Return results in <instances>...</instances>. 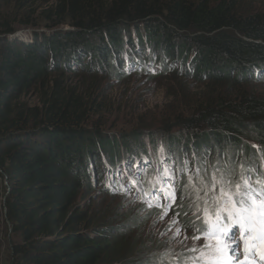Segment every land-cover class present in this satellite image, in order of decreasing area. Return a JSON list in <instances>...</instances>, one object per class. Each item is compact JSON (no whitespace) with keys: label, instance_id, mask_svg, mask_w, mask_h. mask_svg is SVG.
Returning <instances> with one entry per match:
<instances>
[{"label":"trees","instance_id":"trees-1","mask_svg":"<svg viewBox=\"0 0 264 264\" xmlns=\"http://www.w3.org/2000/svg\"><path fill=\"white\" fill-rule=\"evenodd\" d=\"M166 71L188 85L174 93L190 105L181 114L159 122L116 106L119 76L156 80ZM263 83L261 3L0 0V264H145L134 259L132 225L83 205L95 183L90 169H98L95 141L111 168L124 155L102 141L116 130L106 126L109 113L139 139L163 130V156L184 159V142L208 177L227 164L239 180L241 161L264 173V93L255 87ZM146 171L154 177L148 186L158 184L157 169ZM178 179L183 213L188 176Z\"/></svg>","mask_w":264,"mask_h":264},{"label":"snow or ice","instance_id":"snow-or-ice-1","mask_svg":"<svg viewBox=\"0 0 264 264\" xmlns=\"http://www.w3.org/2000/svg\"><path fill=\"white\" fill-rule=\"evenodd\" d=\"M253 147L259 148L258 145ZM192 160H198L195 152L191 159L185 152L180 163L171 155L161 160L158 184H153L147 192H143L140 187L143 171L139 175L135 174V170L141 167L139 164L134 168L129 166L133 170L127 172L131 177L127 184L123 182L124 172L117 171V180L114 183L111 182V173H106L105 186L111 187L115 192L118 190L116 185L119 184L129 195L135 192L137 200L143 192L148 207L160 209L159 221L175 217L167 226V231L171 232L173 225L181 223V215L188 216V212L181 213L176 204L177 184L181 183L178 175H187L188 181L181 184V199L188 200L189 208L193 210V219L187 220L182 228L178 227L173 236V239H177L179 233L183 232V240L187 241L188 229L193 232L192 246L185 244V247L194 255L186 258L183 264H257V258L260 264H264V173L258 174V178L254 180L251 175L244 173L256 172L255 166H246L241 161L238 165L241 173L239 180L234 178L235 169L227 164L223 167L213 165L214 171L208 177L206 169L199 164L193 165ZM204 163H207L206 159ZM202 172L205 174L202 175ZM152 199L157 201L155 205L152 204ZM174 208L177 210L173 211ZM234 228L238 229V236L233 232ZM201 240H206L207 243L197 246L196 242Z\"/></svg>","mask_w":264,"mask_h":264},{"label":"rangeland","instance_id":"rangeland-1","mask_svg":"<svg viewBox=\"0 0 264 264\" xmlns=\"http://www.w3.org/2000/svg\"><path fill=\"white\" fill-rule=\"evenodd\" d=\"M250 1L264 4V0ZM42 30L45 31L46 29L43 28ZM27 31L28 30H26V32ZM20 37L27 39V37H24V35ZM158 53L161 54L160 48ZM177 58L178 55L176 54V59ZM147 75L149 76V74L135 73L134 75H131L127 78L124 76H119L118 78L120 79H115L114 91L117 92L118 96V104H116L117 107H120L121 110L123 108V110H125L127 113L131 112V116H136L139 119H155L159 122L162 121L163 116L172 118L174 115L181 114L182 110H185V106L190 107L189 104H185L184 102H177V98L174 96L175 92L188 88V85L183 87L179 86L180 84L177 80H180L179 78L184 79L183 76L177 75V72L168 73L166 71L163 75L164 78L149 80ZM188 80L191 81L192 78H188ZM108 85H110L109 89L111 90V84ZM193 85H195V83ZM260 85L261 86L255 87L264 93V83ZM117 114L119 113H116L115 110L109 113V117L111 118L110 122L112 123H107L106 126L116 130L106 134L107 136L102 139V141H115L119 146H121L119 148L120 150L122 149L120 154H122V151H135L136 148L139 149L141 147V149H145V151L149 153V156L157 154L159 158L154 160L150 159L151 162L146 167H144L142 171L145 172L150 168H152L154 172L155 169L158 171L160 168V161L163 160V155L160 150L164 151L167 149L165 145L167 144V137L164 136V131L160 128L155 129L153 133H149L150 131H147L139 139L134 136L135 134H132L131 132L129 133V129L133 127V125H122L118 123V119H112L114 116L118 117ZM95 142L96 152H93V156H96V154L98 156L96 157V160H94L95 157L93 156L90 157V159L92 162L97 164L98 169H96L97 167H95L94 170L92 168L90 169L91 172H93L92 174L95 176V183L92 191L87 189L84 192L83 205L87 206L89 210H91L92 215L107 213L110 215V217L111 215H119L120 217L124 218L123 220L126 218L130 219L126 222L122 220L121 224H126L128 226L132 225L130 227L129 240L134 241L135 243L137 242L138 244L137 251L134 255L135 260L142 261L145 264H183V261L186 258L194 255L188 251V247H191L193 243L191 240L193 232L190 228L188 229L187 236L189 239L187 241L183 240L185 235L183 232L179 233L177 239H173V236L175 235L176 229L178 227L182 228L187 220L193 219V210L189 208L188 200L183 199V203L187 205L183 212L191 211L190 215H188L186 218H184V215H181L179 217L181 223L178 225H173V230L171 232L167 231V226L172 223V220H174L175 217L172 216L171 219H165L164 221L158 220L160 209L157 207L149 208L143 196V192H147L149 188L150 190L152 188V186H148L147 181L143 183V179L141 178L142 182L140 187H143L142 185L144 184L145 188H141L143 192H141L139 200L135 198V192L132 195H129L126 191L117 193L113 190L107 189L105 186V181L106 173L109 171L107 170L105 164H112V162L109 163V160L103 158V154L101 153L98 146L100 140ZM183 143H181L179 148V151L182 149V158H184L183 153L187 152L189 158L191 159V153L188 152L189 149L185 150ZM153 149H155L156 152ZM137 155H139V153ZM182 161L183 159H177L178 163ZM135 174L139 175L137 173ZM247 175H251L254 180L258 178V174L256 175L255 173H247ZM99 176H102V180L98 179ZM126 176L130 181L131 177L128 175ZM157 177L158 175L156 174V180H158ZM149 179L150 181L152 180V182L154 181L152 174L151 178ZM177 197L179 198L178 192ZM156 203L157 201L152 199V204L155 205ZM179 211L182 210L179 209ZM169 216H171V213H169ZM154 221H156L155 224ZM206 243V240L196 242L197 246H203ZM185 244L188 247H185ZM231 254L232 253H230V255ZM240 258L242 259L243 256L241 255Z\"/></svg>","mask_w":264,"mask_h":264},{"label":"bare ground","instance_id":"bare-ground-1","mask_svg":"<svg viewBox=\"0 0 264 264\" xmlns=\"http://www.w3.org/2000/svg\"><path fill=\"white\" fill-rule=\"evenodd\" d=\"M130 148V147H129ZM139 152L137 151V149L135 151H125L124 155H121V160L120 163L118 164L117 167L111 168L108 164L106 165L107 170L111 173V182L114 183L117 180V171L120 172H126L124 175V183L127 184L129 182V179L127 178V172L128 171H132L134 166L136 164H139L141 167L139 169L135 170V173L139 174L140 171L143 170L144 167H146L152 160V157L148 155V153L146 152L145 154H140L137 155ZM163 159L166 158V156H162ZM151 159V160H150ZM143 161H148L149 163L144 164ZM132 165L133 168H130L129 166ZM143 176L142 178H146V181H149V178L151 177V173L150 172H143ZM143 189H144V184L142 185ZM117 187V191L115 192H122V191H126L125 188L120 187L119 184L116 185ZM107 189L112 190L111 187H107Z\"/></svg>","mask_w":264,"mask_h":264},{"label":"water","instance_id":"water-1","mask_svg":"<svg viewBox=\"0 0 264 264\" xmlns=\"http://www.w3.org/2000/svg\"><path fill=\"white\" fill-rule=\"evenodd\" d=\"M21 33H24V31H22V32H18L17 34H18V35H22Z\"/></svg>","mask_w":264,"mask_h":264}]
</instances>
